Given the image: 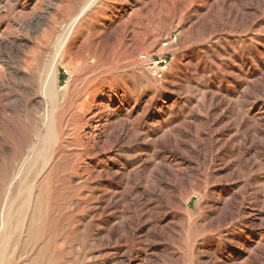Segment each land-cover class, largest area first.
<instances>
[{"label": "rangeland", "instance_id": "1", "mask_svg": "<svg viewBox=\"0 0 264 264\" xmlns=\"http://www.w3.org/2000/svg\"><path fill=\"white\" fill-rule=\"evenodd\" d=\"M0 264H264V0H0Z\"/></svg>", "mask_w": 264, "mask_h": 264}, {"label": "built area", "instance_id": "2", "mask_svg": "<svg viewBox=\"0 0 264 264\" xmlns=\"http://www.w3.org/2000/svg\"><path fill=\"white\" fill-rule=\"evenodd\" d=\"M140 59L151 77L156 80H161L169 69L170 62L167 59H153L148 56H141Z\"/></svg>", "mask_w": 264, "mask_h": 264}, {"label": "bare ground", "instance_id": "3", "mask_svg": "<svg viewBox=\"0 0 264 264\" xmlns=\"http://www.w3.org/2000/svg\"><path fill=\"white\" fill-rule=\"evenodd\" d=\"M49 89L47 90V92H46V94H47V96H48V98L50 99V100H54V99H56L55 98V93H54V91L50 88V87H48ZM47 129H46V139L44 140L45 141V143H49V142H52L53 140H54V134L55 133H57V135H58V137H60V132H59V130L56 128V129H54V127L53 126H48V127H46Z\"/></svg>", "mask_w": 264, "mask_h": 264}]
</instances>
